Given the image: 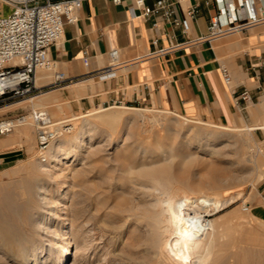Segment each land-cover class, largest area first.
I'll use <instances>...</instances> for the list:
<instances>
[{
    "label": "rangeland",
    "instance_id": "374dc122",
    "mask_svg": "<svg viewBox=\"0 0 264 264\" xmlns=\"http://www.w3.org/2000/svg\"><path fill=\"white\" fill-rule=\"evenodd\" d=\"M8 11L9 7L0 2V14ZM43 70L48 72L46 74L49 77L45 78V82L39 87L35 95L23 99H10L0 102V119L24 115L28 121H32V118H30L32 111H44L53 123L71 117V115L79 116L80 118L75 121L77 123L76 128L90 127V130H93L89 131V135H86L85 143L73 157H71V149L67 158L63 157L59 161L60 163H52L56 164L57 167H62L65 163L69 168L67 167L64 172L56 171L58 175L55 174L54 178L51 179L38 169L40 153L36 147L34 124L30 127L32 132L31 140L27 143L18 139L16 135L17 127L13 132L0 136V203L8 200L6 198L7 195L9 196L7 187L11 189V192L14 190L15 195L12 192L14 197L12 196L11 198L18 200V195L14 189L15 185L24 177L27 179L38 177L41 178L44 187L48 190V198L51 200L60 198L58 197L60 191L67 190L66 205L75 207L74 204L76 202V206H82L83 208L84 205L82 216L80 215L76 221H80L84 226L79 228L81 226L79 224L76 227V244H73L74 238L70 236L71 252L63 264H142L143 254L139 252L136 240L139 233L138 225L135 224L132 217L123 212L125 201L128 202L130 198V186L132 184L117 185L115 183L122 177V171L120 170L122 164L129 161V158L124 159L123 151L129 148L136 153L138 158H141L140 156H142L144 149H156L159 146L172 149V151L170 150L171 153H191L194 162L186 171L191 180L196 182L203 180L207 169L210 167L223 169L222 181H229L227 177L230 175L233 179H231L230 183L231 194L238 192L242 194H239V198L224 209L220 211L211 210L205 213L204 216L208 220L218 222L216 223L217 225H221L219 226V231L221 234L224 231V236L220 238V242H222L221 246L225 251L235 250L244 263L251 261L254 264H264V223H260L251 217L253 216L251 206L256 201L259 193L264 191V130L249 129L257 123L251 124L244 119V122L240 124L241 126H230L211 119L184 116L187 118L186 120L180 117V114L166 112L156 104L147 105L145 103L131 105L123 102L121 104L111 102L104 107L96 105L77 109L71 103L70 98L64 96L62 88L50 86V83L54 81L52 69L42 68L38 69L37 72L39 73ZM71 87H73V84L68 89ZM254 104L248 109L250 113L258 106L256 105L257 101H254ZM105 109L124 112L121 114L120 119L108 124L98 120L95 114H92L95 110ZM83 114L84 116H82ZM82 118L85 120L83 121ZM171 121L176 124H172ZM196 122L232 127L233 130L226 132L211 125H203V128L205 127L204 129H208L207 131L209 132H220L226 136L224 135L216 141L209 139L210 142L207 144L203 143L198 146L194 134L201 124ZM69 126L71 127V125L66 127ZM69 135L66 132L58 139ZM205 147L212 148L215 153L209 155V153L202 151V148ZM125 160L127 161L125 162ZM175 160L173 159V163H175ZM40 164L50 168L48 159L46 163L41 162ZM20 165L23 167H20ZM204 166L207 168L203 169ZM19 169H21L20 173L10 174L11 170ZM75 171L84 173L83 178L85 182H88V185L94 184L98 186L96 191L101 192L100 196L102 197L99 198V202H103L102 206L100 204L95 206L96 200L93 199L92 193L85 191V189L82 190V185L80 186V183L72 177ZM65 172L66 174H64ZM105 174L110 176L111 180L109 181L111 184L105 183ZM65 175L68 177H65ZM79 202L82 203L80 204ZM193 203L197 205L198 211L204 213V206L199 198L194 197ZM245 206H248V210L243 209ZM102 223H105L106 226ZM66 226L69 227L66 223L62 226V229H65ZM81 233L82 235H80ZM240 249L243 253L242 255L239 251Z\"/></svg>",
    "mask_w": 264,
    "mask_h": 264
},
{
    "label": "crops",
    "instance_id": "0c3cea01",
    "mask_svg": "<svg viewBox=\"0 0 264 264\" xmlns=\"http://www.w3.org/2000/svg\"><path fill=\"white\" fill-rule=\"evenodd\" d=\"M134 1L116 4L113 0H84L77 22L65 23L62 39L50 48L49 56L55 63L52 71L71 80L57 88H62L75 108L104 107L121 100L131 105L156 104L185 117L230 126H241L244 119L251 124L264 122V19L209 41L199 38L208 34L210 20L218 12L215 0H168L174 16L187 20L186 34L160 16H142L143 8H152L156 0H143V7L135 8V17L131 18L128 9ZM219 5L235 7L237 23L242 22L239 9L252 8L247 0H223ZM170 38L176 43L191 42L171 53L155 54L168 45ZM112 48L119 50L121 60L114 76L101 79L89 74L107 65ZM84 55L89 57L88 66L82 63ZM220 66L231 75L229 85L221 77ZM243 88L253 102L237 107L232 92L239 93ZM254 101L258 106L250 113ZM251 213L264 221V191L251 206Z\"/></svg>",
    "mask_w": 264,
    "mask_h": 264
},
{
    "label": "bare ground",
    "instance_id": "6f19581e",
    "mask_svg": "<svg viewBox=\"0 0 264 264\" xmlns=\"http://www.w3.org/2000/svg\"><path fill=\"white\" fill-rule=\"evenodd\" d=\"M43 71L36 72L35 84L38 87L42 86L47 76L49 77L46 74L48 72ZM80 87L82 88V84ZM106 109L95 110L92 114H95L98 120L112 124L120 119L121 114L124 112L121 110L108 111ZM179 116L187 120L184 116ZM79 118V116L71 115V117L54 123H64L65 125H71V127L69 126L70 128L67 132L70 134L69 136L61 137L58 141L51 143L47 151L39 155L40 163L42 157L46 161L47 159L49 160L50 168H46L40 163L38 166L39 171L49 179L54 178L55 174L58 175L56 171L64 172L68 167L65 163L62 167H57L56 164L52 163H60L59 161L63 157L67 158L71 149V157H73L85 143L86 135H89V131L93 130H90V127L76 128L77 123L75 121ZM171 122L172 124L174 123L173 121ZM91 123L89 124L91 125ZM196 123L201 124L194 134L195 137L193 136L196 138L195 141L198 146L203 143L207 144L210 142L209 139L216 141L225 135L220 132H209L207 128V130L204 129L205 127L203 128V125H211L226 132L233 130L232 127L222 125L205 122ZM32 125L33 120L28 121L26 119L25 124L18 126L16 131L18 139L26 143L31 140L32 132L30 127ZM249 129L264 130V122L257 123ZM170 150L172 151V149L161 146L156 149H144L142 156H140L141 158H138L136 153L128 148V150L123 151V157H125L124 159L129 158V161L125 160L127 163L122 164L120 169L122 177L115 183L117 185L132 184L130 186V198L128 202L125 201L123 212L132 217L135 224L138 225L139 233L135 237L138 242V250L143 254L142 264H254L251 261L242 262L240 255L235 250L225 251L221 246L222 242H220V238L224 236V231H222L223 235L219 231V226L221 225H217L216 223L218 222L208 220L204 216L205 213L211 210L220 211L224 209L239 198L240 192L236 194H231L230 192L232 179L230 175L226 176L229 181H222L223 169L209 166L210 168L207 169L203 180L201 179L198 182L191 180L186 174V171L194 162L191 153H171ZM212 150L209 147L202 148V151L209 153V155L215 153ZM140 152L142 153V151ZM173 159H176L175 163H173ZM205 168L207 167L204 166L203 169ZM20 172L21 169L11 170L10 174H18ZM105 175V183L111 184L109 181L111 180L110 176L108 174ZM83 176L84 173L81 171H75L72 174V177L80 183L79 185H82V190L85 189V191L92 193L93 199L96 200L95 206H98L97 204L102 206L103 202H99V198L102 197L100 196L101 192L96 191L98 186L94 184L88 185ZM65 177L68 176L65 175ZM15 186L14 189L18 195V200L11 198L14 190H12V193L11 189L7 187L9 196L7 195L6 198L8 200L0 203V264H63L71 252L70 236L74 238L73 244H76V227L79 224H81L79 228L84 226L79 220L80 223L76 222L82 214L84 205L83 208L82 206H76L77 202L73 203L75 207L66 205L67 190L60 191L58 194L60 198L51 200L48 198V190L44 187L41 178L38 177L34 179L24 177ZM194 197L202 201L204 213L197 210V205L193 203ZM79 203L81 204L82 202ZM251 217L260 223H264V221ZM66 223L69 227L66 226L65 229H62V226ZM102 224L106 226L105 223ZM82 233L84 234L83 231ZM128 235L130 236V234ZM225 238L227 237L225 236ZM231 242L233 243V241ZM239 251L242 255L241 249Z\"/></svg>",
    "mask_w": 264,
    "mask_h": 264
},
{
    "label": "built area",
    "instance_id": "2783aa9c",
    "mask_svg": "<svg viewBox=\"0 0 264 264\" xmlns=\"http://www.w3.org/2000/svg\"><path fill=\"white\" fill-rule=\"evenodd\" d=\"M84 0H0L9 7V12L0 16V102L10 99H23L31 97L39 90L35 84V76L38 69H55V63L49 56L50 48L56 45L63 36L64 24L77 22L78 11ZM120 4L121 0H113ZM222 3L223 0H215ZM251 9L244 6L239 9L241 23H237L235 7H221L218 4V12L211 18L209 32L199 39L209 41L229 34L239 32L251 23L264 19V0H247ZM255 9L253 8L255 5ZM143 0H135L134 6L128 9L131 18L135 17V8L143 7ZM175 10L168 0H156L152 8H143L142 16H160L165 21H171L176 27H180L183 34L188 30L186 19L180 20L174 16ZM192 16V11L188 13ZM258 15V17H257ZM65 19V21L63 20ZM156 26V24H154ZM157 39L153 41L157 43ZM176 43L168 39L166 47H160L155 54L164 55L171 53L183 45L190 43ZM82 63L89 64V57L84 55ZM121 65L120 53L116 48L108 52V63L89 74L101 79L112 78L114 70ZM219 71L225 84L231 83V75L225 66H220ZM54 81L51 87H59L71 80L64 79L63 74L54 71ZM137 87H134L136 90ZM234 94V104L243 107L253 102L251 94L243 88ZM112 103L121 104L122 101ZM243 105H242V104ZM31 118L36 131V147L40 154L47 151L51 143L55 142L70 127L64 123L54 124L44 111H32ZM27 117L18 115L12 118L0 119V136L9 134L16 127L25 124ZM42 163H46L44 157ZM248 210V206L243 208Z\"/></svg>",
    "mask_w": 264,
    "mask_h": 264
}]
</instances>
